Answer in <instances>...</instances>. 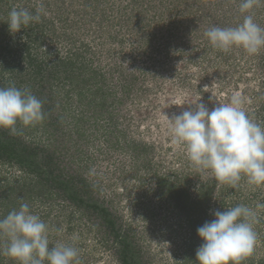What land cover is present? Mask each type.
<instances>
[{"label": "rangeland", "instance_id": "374dc122", "mask_svg": "<svg viewBox=\"0 0 264 264\" xmlns=\"http://www.w3.org/2000/svg\"><path fill=\"white\" fill-rule=\"evenodd\" d=\"M94 1L91 8L86 6L88 0L75 1L80 5L78 14L77 8L71 7L72 0H63L65 4H61L72 12V18L66 23H74L73 28L63 29L66 24L59 21L61 18H58L57 12L47 10V17L57 30L53 33L57 38L51 35L52 28L45 29L48 38L59 40L49 47L52 50L59 49L60 53H64L67 48L62 45L66 37L74 39L71 52H81L87 61L92 62L93 68H99L105 74L108 90L118 94L119 100L123 102L118 110L116 108V113L120 112L129 119L125 121L119 118L117 130L105 124L104 130L94 133L99 139L88 145L80 157L85 167L84 175L93 185L99 184L102 190L98 198L100 204L106 206L117 225L120 228L122 226L121 230L133 243V248L139 251V259L144 264H183L182 250L178 248L179 244L176 245L181 242L183 235L168 238L165 222L167 220L174 225L176 219L172 215L164 219L166 212L159 206L153 174L147 175L144 163L148 159L151 161L150 166H147L150 173L154 170L161 174L190 173L193 176L191 189L194 191L212 173L198 170L188 158L185 148L173 144L172 129L163 113L178 115L200 99L199 102L211 110L217 104L229 103L236 95L241 98L244 110L252 118L257 105L260 106L264 101L260 103L251 96L253 91L261 90V81L264 79L263 70L257 66L258 59L251 60L249 70L237 75L244 79L247 77L250 85L241 83L237 87L239 80H236L235 84L229 82L221 89L215 84L218 80L212 79L214 85L211 86L207 79V74L212 76L213 73H208L206 67L216 61L217 54L208 50L211 43L204 33L220 22L226 25L223 28L236 27L248 13L240 12L241 0H228L225 4L223 2L226 0H204L205 3L202 0ZM30 2L35 3L34 0ZM254 8L264 10V3ZM196 87L211 95L212 101L202 100ZM122 129L129 131L130 137L150 142L154 147L153 151L140 155L138 164L127 146L128 139L126 145L121 138L118 139L120 147L114 145L115 137ZM112 130L115 132L111 133ZM214 180L210 214L217 211L222 201H226L227 207L234 202L228 192L227 196L223 194L225 189L229 190L232 186L221 183L215 176ZM245 181L238 186L249 189L251 185L248 184V178ZM252 187L253 192L258 193L252 209L259 221L254 224V230H259V233L256 232L254 252L248 258L258 264L264 262V208L257 207L264 204V184H252ZM138 197L155 211L153 217L147 220L142 218V203L135 202ZM62 204L61 199L54 198L46 205V210L59 218L63 217L67 212L61 207ZM94 218L88 221L86 216L79 217L73 236L68 238L71 237L72 243L77 244L80 255L89 256L91 264H118L113 237L105 235V230L99 227ZM101 241L108 243L107 249Z\"/></svg>", "mask_w": 264, "mask_h": 264}, {"label": "trees", "instance_id": "16d2710c", "mask_svg": "<svg viewBox=\"0 0 264 264\" xmlns=\"http://www.w3.org/2000/svg\"><path fill=\"white\" fill-rule=\"evenodd\" d=\"M30 1L0 0V88L15 86L21 90L27 89L42 101L45 118L30 126H24L18 121L15 133L10 129L0 128V219L5 218L11 211L18 210L21 203H27L30 212L38 215L48 226L50 247L65 244L78 248L77 244L72 243L71 237L68 238L73 236L77 225L75 222L79 217L86 216L88 221L95 217L99 227L105 230V235L114 239L118 264H144L139 259V251L133 248V243L121 230L122 226L120 228L109 209L100 204L98 198L102 192L101 187L88 181L84 175V164L80 159L85 153L83 150L99 139L94 133L104 130L103 125L117 130L119 118L127 121L126 115L116 113V108L118 110L123 102L119 100L118 94L108 90L105 74L99 68H93L92 62L87 61L81 52H71V47L74 46L72 37L67 36L65 43L62 44L65 45L64 48L67 46L64 53L49 47L52 43L59 42L55 38H48L45 31L52 28L51 35L56 37L53 34L57 31L52 25L53 21L47 17L49 12H57L58 18H61L59 21L66 24L63 29L73 28L74 23H66L72 18V12L68 11L65 2L34 0L35 3L32 4ZM75 1L77 0H72L71 7H76L79 14L80 5ZM93 1L88 0L86 6L91 8ZM62 2L64 4H61ZM40 5L44 6L46 12L49 11L47 15H41L40 22L30 23L16 33L9 31L7 24L13 8H25L35 14ZM263 13L264 10L258 11L256 8L252 10L255 22L262 28ZM218 26L223 28L226 25L220 22ZM208 50L217 54L216 61L206 67L208 73H213L212 76L207 74L208 84L211 83V86L214 85L212 79L218 80L215 84L221 89L229 82L235 84L236 80H239L237 87L241 83L250 85L247 77L244 79L237 75L249 70L248 66L251 67V60L254 59H258L257 66L264 74V49L255 57L239 47L224 52L211 44ZM196 89V92L202 95V100L212 101V96L204 93L202 88ZM250 92L252 93V90ZM251 96L260 103L264 100V79L261 81V90L253 91ZM255 110L251 119L264 126V101L260 106L257 105ZM130 136V132L125 129L118 131L114 145L120 147L118 143L120 138L126 145L128 139L127 146L132 150L138 164L140 155L153 151L154 147L150 142ZM148 160L144 163V169H147V175L153 174V185L159 206L166 212L164 219L170 215L176 219L174 225L166 220L165 230H168L166 234H169V239L177 237V234L183 235L181 242L176 243L182 250L183 264L196 262V249L203 243L197 236V229L214 219L213 214L209 213L214 191V175L199 183L193 191L191 189L193 176L190 173L161 174L156 170L150 173L147 166H150L151 161ZM151 167L154 168L153 165ZM246 178L242 174L238 185L242 181L246 182ZM248 184L251 185L249 189L238 185L229 187V190L225 189L223 194L227 196L228 192L234 202L231 203L232 206L227 207L225 200L220 201L217 211H224L238 204L253 208L258 193L253 192L251 183ZM54 198L63 201L61 207L66 210L67 215L59 218L46 210V205ZM135 202L142 203L143 208L141 207L140 211L143 219L153 217L155 211L149 209L146 202L140 197ZM51 211L53 212V209ZM256 232L259 233V230ZM101 242L107 249L108 243ZM7 244L8 237L0 233V264H18L14 259L2 254ZM78 260L79 264H91L89 256L85 254H79ZM43 264L49 262L45 260ZM241 264L254 262L247 257Z\"/></svg>", "mask_w": 264, "mask_h": 264}, {"label": "clouds", "instance_id": "9594fccd", "mask_svg": "<svg viewBox=\"0 0 264 264\" xmlns=\"http://www.w3.org/2000/svg\"><path fill=\"white\" fill-rule=\"evenodd\" d=\"M259 3L264 0H241L240 12L248 13L242 23L227 28L212 26L204 35L221 51L239 47L249 55L258 54L264 49V28L251 12ZM42 14L47 15L43 5L35 14L13 8L9 31L16 33L30 23L40 22ZM199 101L178 115L163 113L172 129L173 144L184 147L198 170L210 171L221 183L236 187L243 174L251 184H264V126L247 115L239 96L211 110ZM44 118L42 101L30 91L15 86L0 88V128L15 133L18 121L30 126ZM257 207L264 208V204ZM213 216L197 229L203 243L196 249V264H241L254 252L257 242L256 212L238 204L215 211ZM47 232L48 226L41 218L30 212L27 203H21L18 210L0 219V233L8 237L2 254L18 264H43L45 260L49 264H79V250L65 244L50 247Z\"/></svg>", "mask_w": 264, "mask_h": 264}]
</instances>
